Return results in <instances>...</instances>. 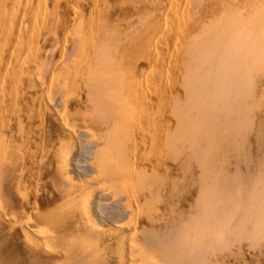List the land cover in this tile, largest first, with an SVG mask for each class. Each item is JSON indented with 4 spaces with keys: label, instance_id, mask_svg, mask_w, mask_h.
<instances>
[{
    "label": "rangeland",
    "instance_id": "rangeland-1",
    "mask_svg": "<svg viewBox=\"0 0 264 264\" xmlns=\"http://www.w3.org/2000/svg\"><path fill=\"white\" fill-rule=\"evenodd\" d=\"M68 1L47 0L48 10H57L53 11L57 24L49 29L52 34H46L37 56L43 62L44 78H40L45 83L35 76L36 89L50 112L36 124V132L23 140L17 128L26 127L25 119L8 122L4 128L0 125V134L5 130L0 136L5 135L3 143L0 141V264H175L165 258L170 249L181 257L175 254L173 258L175 262L181 259V264H264V55L254 47L241 50V42L229 28L212 29L210 37L205 30L210 23L216 25L214 19L220 18V12L238 7L240 0H179L189 11L179 6V13L186 10L187 14L182 13L186 19L177 33L183 42L174 36L181 48L175 51L165 48L171 38L164 36L162 25V16L174 12L171 0H96L98 6L90 5L94 0H82L85 10L83 4L75 6L77 19L83 17L86 31H90L85 33V42L90 43L84 42L81 50H88L94 64L103 60L108 66L111 62L112 68L122 56L120 64L128 62L124 68L137 65L135 69L148 72L133 90L139 98H152L156 106L144 111L139 122L133 116L125 119L128 108L126 112L122 109L119 113L125 112V117H116L121 123L114 121L118 112L110 111L113 120L109 109L102 108L113 94L102 90V95L100 89V98L90 82L75 89L71 103L61 101L58 87L62 83L58 82L64 71L54 69L62 62L72 65L79 43L73 33L66 37L65 29L77 26L72 23ZM168 3L171 5L166 7ZM103 6L109 8L102 11ZM90 8L100 19L105 12L102 22ZM143 24L146 26H139ZM141 35L146 36L144 40ZM108 46L114 49L109 52ZM149 47L157 51L159 62L164 60L159 66L155 63L153 70L147 64ZM167 51L169 55L173 51L175 57ZM53 70L56 76L50 77ZM186 73L187 85L183 80ZM91 88L99 100L93 93L89 95ZM90 96L96 106H89ZM125 120L127 124H123ZM143 128H147L146 137L140 139L136 135ZM7 129L17 133L12 140L7 138ZM70 142L73 151H68ZM72 191L83 197L87 194L89 213L80 210Z\"/></svg>",
    "mask_w": 264,
    "mask_h": 264
},
{
    "label": "bare ground",
    "instance_id": "bare-ground-1",
    "mask_svg": "<svg viewBox=\"0 0 264 264\" xmlns=\"http://www.w3.org/2000/svg\"><path fill=\"white\" fill-rule=\"evenodd\" d=\"M65 1V0H64ZM64 1H60L59 0V2H62V3H64ZM68 1V0H67ZM81 1L82 0H69L68 1V4H69V8L72 10V12H70L69 14H72V17H73V22L72 23H75V24H77V26L76 25H70V23H69V27H68V30H66L65 29V31L66 32H68V35L66 36V37H70L69 35H70V33H73V34H75L74 35V37H73V39H77V40H79V41H77V42H79L78 43V47H76V45H74L76 48H77V50H74V51H76V55L74 54V52H73V54L75 55V56H73V57H75V59L72 61V65H69V66H63V65H66L67 63H65V64H63V62L61 63V64H59L57 67H56V69H54V70H63L64 71V74H63V76H64V80L62 81H59L58 83H62V85L60 84H58L59 86H61V87H58V89H59V92H60V95H62V97H61V101L64 103V105L65 104H69V103H71V101H73L74 99H73V93L74 92H76L75 91V89H79L80 88V90H81V87H83V86H85V83H91V84H94V87H95V89L94 90H98V92L97 93H99V96H100V98H101V95H100V89H101V92H102V95H103V91H106V90H108L109 92L108 93H112L113 95H114V97H113V95H112V98H111V100H107L108 101V103H107V101H105L107 104H105V105H103L102 106V108L104 109V110H106L107 112H108V109H109V112H108V115H110L111 113H114V112H118V114L116 115V114H114V115H116L115 116V120H114V116H113V114H111L110 116H112L113 117V120L116 122V119H118V118H116L117 116H119V117H121V115H122V117H125V115H126V109L128 108V115H126V118L125 119H128V116L129 117H131V116H133L134 118H137V120L136 119H134V120H136V122L138 121V117H142V114L144 113V111H146V110H150L151 108H153L154 107V101H153V99L152 98H142L141 96H140V98L138 97L139 95H137L136 93H135V91L133 90V89H135L134 87H138V85H139V82H140V80L142 79V77H143V74H144V76H145V73H147L148 74V72H147V70H144V72L140 69V70H137V69H135V67L137 68V65H135V63H133L134 65H135V67L134 68H132V67H123L124 65H127V63L125 64L124 63V65H122L123 63H121L120 64V62H119V60L121 59V57L122 56H120V58H118L119 60H118V64L115 66V67H112L111 68V62H110V65L108 66L107 65V63L106 62H104V63H101L102 61L101 60H99V59H101L99 56H97L99 59H96V55H95V59L98 61L99 60V64H94L92 61H93V59H91L90 58V54H88L87 55V53H88V50H87V48H86V52H82V50H81V48H82V45H83V43L85 42V41H87L88 40V38L86 39L85 38V33L86 32H90L89 31V29H88V31H86V29H87V27L86 26H84V20H83V17H82V20H78L79 18H78V10L75 8V6H77V7H79V5H82V7L81 8H84L83 6L85 5V3H82L81 4ZM85 1V0H84ZM90 1V0H89ZM89 1H88V3H89ZM165 1V0H164ZM167 1V0H166ZM184 1V0H183ZM189 1V0H188ZM191 1V0H190ZM189 1V2H190ZM209 1V0H208ZM213 1V0H212ZM216 1V0H215ZM215 1H214V3H215ZM219 1H221V0H217V3L219 2ZM225 2H228L227 0H224ZM224 1H222L223 2V4H224ZM232 1V0H231ZM83 2V1H82ZM96 0H94V2L92 3V1H91V6H92V4L93 5H95L96 3ZM98 2H99V0H98ZM103 2V1H102ZM104 2H106V1H104ZM107 2H108V0H107ZM109 2H111V1H109ZM108 2V3H109ZM128 2H130V1H128ZM169 3H170V0L168 1ZM181 2V1H180ZM179 2V0H171V4H172V8L174 9V12H169V13H167V15L166 16H162L163 17V21H162V25H163V32H164V36H165V34L167 35V36H170V40H169V42L168 43H165V39H164V43H165V45L164 46H166L165 48H168V49H170V50H174L175 51V49L178 47V45H179V41L180 40H182V39H178V37H179V35L177 34V33H179V30H180V28H181V26H182V23H184L183 22V19H186V18H183V14L184 13H186L187 14V12H186V8L188 9V7H186V5L184 6V10H185V12H181V14L179 13V9H180V5L181 4H179L180 3ZM185 2H187V1H185ZM189 2H187L188 3V6L190 5L189 4ZM200 2V1H199ZM221 2V3H222ZM234 2H236V0H234ZM238 2H239V0H238ZM46 3H47V0H0V125H1V127H5V126H8V125H6L8 122L10 123L11 121V123H14L13 121H15V120H20V118H22L21 120L23 121V119H25L24 121H27L28 122V124H26V129L24 128V129H22V128H17V129H19L18 130V132H17V130L15 131V132H17L18 134L19 133H21V134H19L20 135V137L19 138H25L26 136L28 137L29 135H32L33 133H35L36 132V130L34 129L35 127H36V124H37V126H39L40 124H41V122H43V120H42V118H43V116L44 115H47L48 113L47 112H50V111H48V110H50V106L49 105H47L46 104V102L44 101L45 99H43V96L37 91V85H39V82L38 83H36L37 81H36V78H35V76H39L38 78H40V76H42L43 75V62L41 63V61L38 59L37 60V58L39 57L38 55H40L39 54V50H40V46H42V44H44V42H45V40H46V34H52V32H49L48 33V31H49V29L50 28H52L51 26H53L54 27V25L56 26V24H57V18L58 17H55V13L56 12H53V11H57V10H54L55 8V6H58V5H56L55 4V1H54V4H52V7L54 8H52L53 9V11L50 9V11L48 10V7H47V5H46ZM52 3V2H51ZM95 3V4H94ZM108 3H107V5H108ZM169 3H168V5H165L166 7L167 6H170L169 5ZM187 3H185V4H187ZM197 3V2H196ZM216 3V4H217ZM220 3V2H219ZM240 4H237V6L238 7H235V8H233V9H229V10H225V12L223 11V9L221 10V11H223V12H220V18H219V15L217 16V18L216 19H214V23H216V25L214 26V24L212 25L211 23L209 24V27L207 26V28L205 29L206 31H208V32H206V31H204V29H203V32H206L207 34V36L208 37H210L209 36V32H211V30L212 29H218V31H224V30H228V28L230 29V30H232V32H233V37H235V39L236 40H239L240 42H241V50L243 49L244 51H247L248 52V50H249V48H251V47H254L255 49H257V50H260V51H258L260 54H262V55H264V51H262V49L264 48V0H240V2H239ZM48 4V3H47ZM57 4H58V0H57ZM64 4H66V3H64ZM77 4H79V5H77ZM111 4V3H110ZM167 4V3H166ZM184 4V3H183ZM216 4H215V7H216ZM223 4H221V6L223 5ZM227 4V3H226ZM54 5V6H53ZM63 5V4H62ZM97 5V4H96ZM100 5H102L101 4V2H100ZM99 5V6H100ZM106 4H104V6H105ZM211 5H214V4H212L211 3ZM220 5V4H219ZM231 5H232V3H231ZM49 6V5H48ZM66 6V5H65ZM98 6V5H97ZM103 6V9L102 8H100V9H102V11H104V8H109V7H104ZM110 6V5H109ZM127 6V5H126ZM183 6L181 5V8H183ZM221 6H219V7H221ZM229 6V5H228ZM236 6V5H235ZM86 7H87V4H86ZM90 7V6H89ZM95 7V6H94ZM190 7H192L191 5H190ZM214 7V6H213ZM212 7V8H213ZM223 7V6H222ZM51 8V7H50ZM57 8V7H56ZM68 8V9H69ZM93 8V7H92ZM113 8V7H112ZM172 8H170V10L172 9ZM79 9V8H78ZM134 9V8H133ZM219 9V8H218ZM217 8H216V10H218ZM225 9H226V7H225ZM79 10H81V9H79ZM84 10H85V8H84ZM84 10H82V11H84ZM90 10H92L91 8L88 10L89 12H90ZM93 10L95 11V10H97V9H94L93 8ZM111 10V9H110ZM109 10V11H110ZM113 11H114V9H112ZM123 10V9H122ZM167 10H169V9H167ZM183 9H181V11H182ZM52 11V12H51ZM86 11H87V9H86ZM85 11V12H86ZM93 11V12H94ZM102 11H101V13H102ZM113 11H112V14H113ZM166 11V10H165ZM187 11H189V9L187 10ZM92 11L90 12V13H92V14H95V13H93ZM168 12V11H167ZM90 13H89V16H90ZM97 13H100V12H97ZM110 13H111V11H110ZM183 13V14H182ZM218 13H219V11H218ZM222 13H223V15H222ZM57 14V13H56ZM91 14V17L93 16V18H94V15H92ZM109 14V13H108ZM186 14H185V17H187L186 16ZM96 16H97V14H95ZM103 15V14H102ZM101 15V16H102ZM163 15V14H162ZM164 15H165V12H164ZM216 15H217V12H216ZM222 15V16H221ZM57 16V15H56ZM109 16V15H108ZM107 16V17H108ZM81 17V16H80ZM91 17H88V18H90V20L92 19ZM97 17H99V19H100V16H97ZM103 17H105V12H104V15L102 16V20H101V22L103 21ZM112 16H110V18H111ZM130 17V16H129ZM140 18V21L141 20H143L142 18V16H139ZM147 17H148V15H147ZM147 17H146V19H147ZM161 17V18H162ZM71 18V17H70ZM78 18V19H77ZM84 18H85V16H84ZM109 19V18H108ZM79 21L78 23H76V21ZM88 20V19H87ZM98 20V19H97ZM104 20H106V18L104 19ZM111 20V19H110ZM110 20H107L108 21V23H109V21ZM70 21H72V20H70ZM83 21V22H82ZM92 21H93V19H92ZM106 21V22H107ZM137 21H139V20H137ZM144 21H145V18H144V20L142 21V23H144ZM88 22H89V20H88ZM146 22V21H145ZM185 22H187V21H185ZM200 22V21H199ZM71 23V24H72ZM89 23H91V22H89ZM93 23H95V21L93 22ZM93 23H91V24H93ZM64 24V23H63ZM66 24V23H65ZM86 24V23H85ZM96 24V23H95ZM93 25V26H96V25ZM103 24V23H102ZM105 24V23H104ZM103 24V25H104ZM134 24V23H133ZM155 24V23H154ZM97 25H101L100 24V22L97 24ZM108 25V24H107ZM110 25V24H109ZM108 25V26H109ZM134 25H136V24H134ZM74 26H76V28H74ZM89 26V25H88ZM92 25H91V27H93ZM108 26H107V28H108ZM131 26H132V24H131ZM139 26H146L145 24H143V25H139ZM138 26V27H139ZM156 26H157V24H156ZM86 27V28H85ZM100 27L101 26H99L98 27V29H100ZM105 27V26H104ZM104 27H103V29H104ZM109 27H111V26H109ZM133 27V26H132ZM138 27H134L133 28V30L134 29H136V28H138ZM143 27H142V29H143ZM196 27V26H195ZM106 27H105V30L107 29ZM198 28H203V27H198ZM54 29V28H53ZM94 29V27L92 28V30ZM108 29H112V28H108ZM107 29V30H108ZM132 30V29H131ZM137 30V29H136ZM139 30H141L140 28H139ZM137 31L136 33H138V32H140V31ZM160 30H161V28H160ZM198 30V29H197ZM229 30V31H230ZM55 31V30H54ZM53 31V32H54ZM112 31H114L113 29L110 31L111 32V34L113 33L114 34V32H112ZM56 32V31H55ZM102 32V31H101ZM108 32H109V30H108ZM135 32V31H134ZM134 32L132 33V34H134ZM145 32V31H144ZM97 33V32H96ZM209 33V34H208ZM229 33V32H228ZM99 34V33H98ZM112 34V35H113ZM116 34V33H115ZM131 34V33H130ZM129 34V35H130ZM154 34H156V32H154ZM231 34V33H230ZM54 35H56L55 33H54ZM53 35V36H54ZM111 35V36H112ZM117 35V34H116ZM125 35H126V33H125ZM128 35V36H129ZM145 35H146V33H145ZM144 35V36H145ZM158 35V34H157ZM176 35V38H177V40H179L178 42H176V38L174 37ZM177 35H178V37H177ZM65 36V35H64ZM87 36H88V34H87ZM95 36V35H94ZM103 36H104V34H103ZM107 36V35H106ZM127 36V35H126ZM141 36H143V35H141ZM144 36H143V40H144ZM147 36V35H146ZM145 36V37H146ZM163 36V33H161V37ZM163 36V37H164ZM205 36V35H204ZM232 36V35H231ZM49 37V36H48ZM47 37V38H48ZM56 37V36H55ZM55 37H54V39H55ZM96 37V36H95ZM99 37H100V35H99ZM105 37V36H104ZM109 37V36H108ZM134 36H132V38H133ZM140 37V36H139ZM150 37V36H149ZM158 37V36H157ZM163 37H162V39H163ZM208 37H206V39L208 40ZM213 36L211 35V38H212ZM56 38H60V37H56ZM93 38V36L91 37V39ZM131 38V39H132ZM136 38H138V36L136 37ZM175 38V39H174ZM230 38V37H229ZM53 39V40H54ZM62 39V38H61ZM66 39V38H65ZM71 39H72V37H71ZM71 39H69V40H71ZM94 39V38H93ZM92 39V40H93ZM96 39V38H95ZM104 40H105V38H103ZM141 39V40H142ZM148 39V38H147ZM151 39H152V37H151ZM226 39V38H225ZM228 39V38H227ZM231 39V38H230ZM49 40V39H48ZM55 40H57V39H55ZM59 40V39H58ZM64 40V39H63ZM98 40H100V39H98ZM97 39H96V41H98ZM106 40H108V38L106 39ZM110 40V39H109ZM112 40V39H111ZM119 40V39H118ZM120 40H121V38H120ZM120 40H119V42H120ZM141 40H140V42H141ZM150 39H148V41H149ZM154 40H158L159 41V39L158 38H156V39H154ZM153 40V41H154ZM168 40V39H167ZM209 40H211L210 38H209ZM232 40H234V39H232ZM232 40L230 41V42H232ZM235 40V42H237ZM66 41V40H65ZM67 41H68V38H67ZM72 42H73V40H71ZM114 41V40H113ZM171 41V42H170ZM57 42V41H56ZM93 42H94V40H93ZM118 42V43H119ZM122 42V41H121ZM155 42V41H154ZM167 42V41H166ZM182 42H183V40H182ZM184 42H185V40H184ZM240 42H238L239 43V45H240ZM90 43V42H89ZM89 43H84V44H86V45H88ZM98 43L99 42H97L96 44L98 45ZM111 43H113L112 45L114 46V42H111ZM117 43V42H116ZM123 43V42H122ZM150 43V42H149ZM152 43V42H151ZM150 43V44H151ZM73 44H76L75 43V41L73 42ZM102 44H103V42H102ZM109 44H110V42H109ZM146 44V43H145ZM154 44V43H153ZM185 44H186V42H185ZM209 44V43H208ZM226 44H227V46H228V43L226 42ZM232 44V43H231ZM231 44H230V46H231ZM233 44H234V42H233ZM96 45V46H97ZM211 45V44H210ZM222 45V44H221ZM235 45V44H234ZM73 46V47H74ZM95 46V47H96ZM104 46V45H103ZM110 46V45H109ZM108 46V49L110 48ZM116 46H118V44H116ZM137 46V45H136ZM184 46V45H183ZM185 46H187V45H185ZM184 46V47H185ZM204 46H205V44H204ZM233 46V45H232ZM86 47V46H85ZM105 47V46H104ZM148 47V46H147ZM146 47V48H147ZM181 47V46H180ZM183 47V48H184ZM103 47H102V45H101V49H102ZM105 48H107V45H106V47ZM113 49H114V47H112ZM112 48H110V50H109V52L111 51V50H113ZM136 48V47H135ZM140 48V47H139ZM150 48V47H149ZM152 48V47H151ZM151 48H150V51H149V54H148V62H147V64H148V67H150L152 70L155 68L154 66H155V63H157L158 62V65L157 66H159L161 63L158 61L159 59H158V53L156 54V50H151ZM179 48V47H178ZM177 48V50H179V49H181V48H179L178 49ZM186 48V47H185ZM245 48H248L247 50L245 49ZM89 50H90V48H88ZM228 49V48H227ZM235 49V48H234ZM239 49H240V47H239ZM83 50H85V48L83 49ZM92 50V49H91ZM140 50V49H139ZM143 50V49H142ZM147 50V49H146ZM146 50H144V51H146ZM205 50V49H204ZM256 50V51H257ZM98 51H99V49H98ZM117 51V50H116ZM138 51V50H137ZM164 51V50H163ZM185 51V50H184ZM251 51H253L254 52V50H252L251 49ZM95 52H97V51H95ZM114 52H115V50H114ZM123 52V51H122ZM132 52H133V50H132ZM134 52H136V50L134 49ZM133 52V53H134ZM139 52L140 51H138L137 53L139 54ZM142 52V51H141ZM165 52H166V49H165ZM168 52V51H167ZM170 52V51H169ZM168 52V54L167 55H169L170 53ZM179 52V51H178ZM201 52V51H200ZM206 52V51H205ZM41 53V52H40ZM103 51H100V56H102L103 55ZM119 53V52H118ZM143 53H145V52H143ZM174 52L172 51V54H173ZM257 53V52H256ZM120 54V53H119ZM136 55V57H135V59L136 58H138L137 56H139V55ZM166 54V53H165ZM171 54V55H172ZM178 54V53H177ZM185 54H186V52H185ZM201 54V53H200ZM260 54H258V56L260 55ZM72 55V54H71ZM70 55V56H71ZM105 55H109L108 53L107 54H105ZM104 55V56H105ZM110 55H112L111 53H110ZM121 55V54H120ZM145 55H146V53H145ZM162 55V54H161ZM160 55V57H164V56H161ZM171 55H169V56H171ZM173 55H175V53L173 54ZM241 55V54H240ZM248 55V54H247ZM256 55V54H255ZM38 56V57H37ZM92 56V55H91ZM114 56V55H113ZM113 56H112V58H113ZM72 57V56H71ZM72 57V58H73ZM171 57H175V56H171ZM260 57V56H259ZM264 57V56H263ZM105 59H107L106 57H104ZM205 58V57H204ZM261 58V57H260ZM114 59V58H113ZM163 59V58H162ZM262 59V58H261ZM137 60H139V59H137ZM177 60H179V59H177ZM263 60H264V58H263ZM40 61V62H39ZM108 61V60H107ZM124 61V60H123ZM133 62H135L136 60H132ZM203 61H205V60H203ZM113 62V61H112ZM115 62V61H114ZM138 62V61H137ZM248 62V61H247ZM132 62L130 61V64H131ZM160 63V64H159ZM182 63V62H181ZM176 64H178V63H176ZM189 64V63H188ZM129 65V64H128ZM95 66H97V67H95ZM108 66V67H107ZM112 66H113V64H112ZM131 66V65H130ZM180 66H181V64H180ZM95 68L96 69H99L98 70V72H99V74H98V76H97V74H96V70H95ZM150 69V70H151ZM224 69V68H223ZM53 70V71H54ZM59 70V71H60ZM176 70V69H175ZM187 70V69H186ZM185 70V71H186ZM218 70V69H217ZM52 71V74H51V76L50 77H55L54 76V73L56 72V71H54L53 72ZM59 71L57 72V73H59ZM146 71V72H145ZM184 71V70H183ZM63 73V72H62ZM161 73V72H160ZM182 73V72H181ZM95 74H96V76H95ZM159 74V73H158ZM60 75H62V74H60ZM57 76H59V74L57 75ZM155 76V75H154ZM164 76V75H163ZM43 77V76H42ZM49 77V78H50ZM44 78V77H43ZM154 78H156V77H154ZM161 78H162V76H161ZM41 79V78H40ZM51 79V78H50ZM149 79V78H148ZM99 80H101V81H99ZM151 80V79H150ZM155 80V79H154ZM184 81H185V84L187 85V73L185 74V76H184V79H183ZM38 81H39V79H38ZM41 81H42V79H41ZM49 81V80H48ZM158 81H159V79H158ZM158 81H156L157 83H158ZM164 80H161V82L160 83H165L166 82V80L163 82ZM42 82H44L45 83V81H42ZM155 82V81H154ZM54 83V82H53ZM55 84V83H54ZM155 84V83H154ZM159 84V83H158ZM166 84V83H165ZM44 85V84H43ZM48 85V84H47ZM152 86H153V84H151ZM154 87H156V86H154ZM158 87H159V85H158ZM46 88V87H45ZM139 88V87H138ZM39 90V89H38ZM92 90H93V88H91V93L89 94V95H92V93L94 94V92L96 93V91H94L93 90V92H92ZM103 90V91H102ZM133 90V91H132ZM136 90V89H135ZM157 90V89H156ZM218 90V89H217ZM111 91V92H110ZM138 91V90H137ZM136 91V92H137ZM133 92L136 94V96H135V94L134 95H132L133 94ZM155 92V91H154ZM132 93V94H131ZM149 94V93H148ZM88 95V96H89ZM95 95V100H99V98H98V95H96V94H94ZM105 95H106V93H105ZM108 95V94H107ZM221 95V94H220ZM93 96V95H92ZM92 96H90L91 97V100H89V106H90V103L91 104H95V103H93V101H94V99H93V97ZM144 96V95H143ZM155 96V95H154ZM107 98V97H106ZM110 98V97H109ZM155 98V97H154ZM213 98V97H212ZM113 99V100H112ZM156 101H157V99H156ZM79 102V101H78ZM85 102V101H84ZM95 102V101H94ZM80 103V102H79ZM83 103V102H82ZM87 103V102H86ZM104 103V102H103ZM218 103V102H217ZM49 104V103H48ZM79 105V104H78ZM49 106V107H48ZM80 106V105H79ZM94 106H96V104L94 105ZM156 106V105H155ZM171 106V105H170ZM67 107V106H66ZM92 107V106H91ZM49 108V109H48ZM101 108V109H102ZM105 108H107V109H105ZM129 108H130V110H129ZM80 109V108H79ZM95 109V108H94ZM102 109V110H103ZM119 109H121L120 111H119ZM122 109H124L125 110V112H124V115L123 114H120V113H123V112H121L122 111ZM166 109V108H165ZM187 109V108H186ZM65 110H67V109H65ZM96 110H98V109H96ZM110 111H111V113H110ZM101 112V111H100ZM120 112V113H119ZM66 113V112H65ZM110 113V114H109ZM130 113H131V115H130ZM185 113H187V110H185ZM184 113V114H185ZM120 114V115H119ZM239 114V113H238ZM49 115H50V113H49ZM51 115H53V114H51ZM144 115V114H143ZM63 116H65V114H63L62 116H61V118H63ZM185 116H186V114H185ZM49 117V116H48ZM50 117H52V116H50ZM66 117H67V115H66ZM66 117L64 118V119H66ZM121 117V118H122ZM45 118V117H44ZM52 118H54V117H52ZM51 118V119H52ZM60 118V119H61ZM105 118V117H104ZM106 118H107V115H106ZM132 118V117H131ZM186 118V117H185ZM49 119V118H48ZM69 119V118H68ZM68 119L66 120L67 122H68ZM108 119V118H107ZM110 119V118H109ZM123 119V118H122ZM63 120V119H62ZM112 120V121H113ZM119 120V119H118ZM121 120V119H120ZM119 120V121H120ZM52 121V120H51ZM56 121V120H55ZM111 121V120H110ZM126 121L127 120H125V122L123 121V124L125 123V124H127L126 123ZM187 121V120H186ZM65 122V121H64ZM118 122V121H117ZM116 122V123H117ZM139 122V121H138ZM15 123H16V121H15ZM38 123H40V124H38ZM119 123H121V121L119 122ZM142 123V122H141ZM62 124H63V122H62ZM65 124H67L66 122H65ZM64 124V125H65ZM113 124V123H112ZM122 124V125H123ZM187 124V123H186ZM230 124V123H229ZM23 125V124H22ZM68 125H69V123L67 124V127H68ZM113 125H115V123L113 124ZM12 125L10 124V127H11ZM119 126V125H118ZM183 126V125H182ZM13 127V126H12ZM16 127V126H15ZM18 127V126H17ZM64 127V126H63ZM66 127V128H67ZM113 127V126H112ZM181 127V126H180ZM111 128V127H110ZM119 128V127H118ZM123 128V127H122ZM185 128V125H184V127H181V130H183ZM186 128H187V125H186ZM15 129V128H14ZM37 129V128H36ZM121 129V128H120ZM205 129V128H204ZM8 130V129H7ZM116 130V129H115ZM146 130H147V128L145 129V128H143V130H141V131H139L138 132V135H136L138 138L140 137V139H145V137H146ZM13 131V130H12ZM20 131V132H19ZM179 131V130H178ZM1 132V131H0ZM4 132H5V130H4ZM4 132H2V133H4ZM8 132H9V130H8ZM117 132V131H116ZM118 132H119V130H118ZM1 133V134H2ZM16 133V134H17ZM134 133V132H133ZM184 133V132H183ZM1 134H0V136H1ZM5 134V133H4ZM3 134V135H4ZM15 134V135H16ZM116 134H118V133H116ZM2 135V137H4ZM8 135L9 136H7V138H9V139H11L12 140V136L14 135L13 134V132H11V130H10V132L8 133ZM14 135V136H15ZM123 135V134H122ZM18 136V135H17ZM16 136V137H17ZM117 136V135H116ZM118 136H119V134H118ZM2 137H0V141L3 143V141H2ZM30 137V136H29ZM33 137V136H32ZM70 137H72V136H70ZM70 137H69V139H70ZM128 137V136H127ZM131 137V136H130ZM123 138V137H122ZM132 138V137H131ZM137 138V139H138ZM16 139V138H15ZM18 139V138H17ZM22 139V140H23ZM26 139V138H25ZM118 141H120V138L118 137ZM124 139V138H123ZM125 139H127V138H125ZM129 139V138H128ZM5 140V139H4ZM71 141H73L72 139H71ZM117 141V142H118ZM133 141V140H132ZM137 141V140H136ZM127 143H129V142H127ZM108 144V143H107ZM118 144V143H117ZM2 145V144H1ZM69 145L71 146H73V143L72 142H70L69 143ZM114 145V144H113ZM121 145V144H120ZM72 146H71V148L69 147V150L68 151H71L73 148H72ZM110 146V145H109ZM118 146V145H117ZM123 147V146H122ZM1 148V147H0ZM110 148V147H109ZM114 148V147H113ZM68 149V148H67ZM73 151V150H72ZM105 151V150H104ZM67 152V151H66ZM109 151H107V153H108ZM104 154V153H103ZM109 154V153H108ZM136 154V153H135ZM26 155V154H25ZM64 156V155H63ZM100 156V155H99ZM62 157V156H61ZM124 157H125V155H124ZM114 160V159H113ZM116 162V161H115ZM109 165V164H108ZM98 166V165H97ZM112 167V166H111ZM65 169V164H62V170H64ZM99 170H102V169H100V167H99ZM112 170H114L113 168H112ZM96 172H99V171H96ZM102 172V171H101ZM105 172V171H104ZM111 172V171H110ZM106 173V172H105ZM104 173V174H105ZM100 174V173H99ZM98 174V175H99ZM103 174V173H102ZM112 175V174H111ZM83 176V175H82ZM70 179V178H69ZM103 179V178H102ZM137 180V179H136ZM86 182H88V181H85V184H86ZM78 183V182H77ZM83 184V183H82ZM81 185V184H80ZM84 185V184H83ZM76 187H78L77 185H75ZM85 187V186H84ZM128 187V186H127ZM72 188V187H71ZM88 188V187H87ZM76 189V188H75ZM94 189V188H93ZM90 190H92V188L90 189ZM79 191H80V189H79ZM83 191V190H82ZM89 191V190H88ZM73 192V191H72ZM84 192V191H83ZM84 193H87V190L84 192ZM90 193V192H89ZM70 194V193H69ZM75 194V196H74V199H75V201H77V204L80 206L79 208H81L80 210L81 211H83L85 214H87V213H89L88 211H89V205H88V199L85 197L87 194H85V196L83 197L82 196V193L80 194V192H79V194L80 195H77V192L76 193H74L73 192V194L72 195H74ZM91 194H93V193H91ZM90 194H88L87 196H89ZM117 195V194H116ZM82 196V198H80ZM84 198V199H83ZM91 199V198H90ZM129 202V201H128ZM136 204H140V203H136ZM133 207H135V204H134V206ZM139 207V206H138ZM136 208H137V206L135 207V210L134 211H137L136 210ZM131 209V208H130ZM134 209V208H133ZM140 209V208H139ZM132 213V212H131ZM134 213V212H133ZM137 214H138V212H137ZM135 215H136V213H135ZM134 215V216H135ZM133 216V215H132ZM226 216V215H225ZM131 217V216H130ZM119 218H117V220H118ZM138 224V223H137ZM113 228V227H112ZM132 230H134V229H132ZM103 232V231H102ZM122 233V232H121ZM86 235V234H85ZM134 235V234H133ZM92 236H94V235H92ZM183 239V238H182ZM29 240H31V239H29ZM49 242V241H48ZM119 242H121V239L119 238ZM46 243V242H45ZM122 243V242H121ZM123 244V243H122ZM182 244V243H181ZM46 245V244H45ZM104 247H105V245H104ZM47 248V247H46ZM136 248V247H135ZM138 248V247H137ZM140 248V247H139ZM140 250H141V248H140ZM137 251V250H136ZM165 252V251H164ZM264 252V251H263ZM138 253V252H137ZM140 253H142V251L141 252H139V254ZM120 254V253H119ZM130 254V253H129ZM166 254V260L168 261L169 260V262L171 261H173L175 264H177V263H180V261L181 262H183L181 259H179V258H181L180 256H178L176 253H175V251H173L172 249H170V250H168L167 251V253H165ZM175 254L177 255V257H179L178 258V260H180L179 262H175L174 261V259L173 258H175L174 256H175ZM49 257V256H48ZM54 259V258H53ZM123 259H124V257H123ZM51 259H49V261H50ZM176 260V259H175ZM48 261V260H47ZM177 261V260H176ZM263 260L261 259V262H262ZM51 262V261H50ZM57 262V261H56ZM54 263V264H57V263ZM172 262V263H173ZM260 261H258L257 263H259ZM51 264V263H50ZM161 264V263H160ZM181 264V263H180ZM259 264H261V263H259Z\"/></svg>",
    "mask_w": 264,
    "mask_h": 264
}]
</instances>
